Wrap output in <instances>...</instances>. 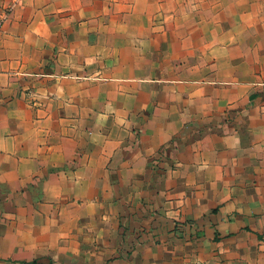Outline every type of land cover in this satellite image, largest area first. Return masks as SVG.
I'll return each instance as SVG.
<instances>
[{
    "label": "crops",
    "instance_id": "obj_1",
    "mask_svg": "<svg viewBox=\"0 0 264 264\" xmlns=\"http://www.w3.org/2000/svg\"><path fill=\"white\" fill-rule=\"evenodd\" d=\"M0 264H264V0H0Z\"/></svg>",
    "mask_w": 264,
    "mask_h": 264
}]
</instances>
